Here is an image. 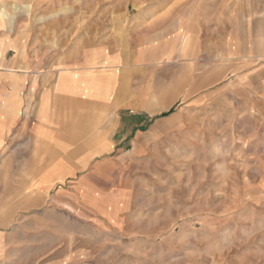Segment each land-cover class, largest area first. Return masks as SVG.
<instances>
[{
  "label": "crops",
  "instance_id": "crops-1",
  "mask_svg": "<svg viewBox=\"0 0 264 264\" xmlns=\"http://www.w3.org/2000/svg\"><path fill=\"white\" fill-rule=\"evenodd\" d=\"M114 2L104 10L118 18L92 38L61 39L60 22L0 19V189L25 190L30 209L66 190L108 189L127 163L187 141L179 131L190 108L221 102L223 91L264 133V63L254 80L221 51L230 30L247 28L251 0Z\"/></svg>",
  "mask_w": 264,
  "mask_h": 264
},
{
  "label": "rangeland",
  "instance_id": "rangeland-1",
  "mask_svg": "<svg viewBox=\"0 0 264 264\" xmlns=\"http://www.w3.org/2000/svg\"><path fill=\"white\" fill-rule=\"evenodd\" d=\"M261 1L249 2L247 28L230 30L221 46L223 62L243 65L239 73L254 80L264 63ZM114 4L0 0V19L29 18L42 28L60 22L61 39L92 38L118 18L104 10ZM232 81L227 76L223 85ZM183 126L175 136L187 141L175 139L168 151L163 142L156 156L127 163L108 189L66 190L58 199L54 190L55 201L32 209L25 190L0 189V214L9 216L0 264H264L261 120L223 91L221 102L190 108Z\"/></svg>",
  "mask_w": 264,
  "mask_h": 264
}]
</instances>
